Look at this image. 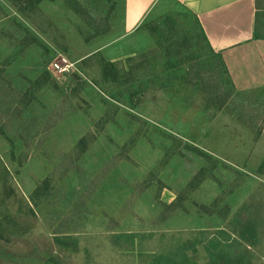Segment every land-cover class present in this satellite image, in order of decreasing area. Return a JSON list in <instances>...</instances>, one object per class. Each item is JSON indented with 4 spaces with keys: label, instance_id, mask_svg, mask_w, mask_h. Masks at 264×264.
I'll use <instances>...</instances> for the list:
<instances>
[{
    "label": "rangeland",
    "instance_id": "obj_1",
    "mask_svg": "<svg viewBox=\"0 0 264 264\" xmlns=\"http://www.w3.org/2000/svg\"><path fill=\"white\" fill-rule=\"evenodd\" d=\"M123 13L0 0V264H264V97L180 3Z\"/></svg>",
    "mask_w": 264,
    "mask_h": 264
},
{
    "label": "crops",
    "instance_id": "obj_2",
    "mask_svg": "<svg viewBox=\"0 0 264 264\" xmlns=\"http://www.w3.org/2000/svg\"><path fill=\"white\" fill-rule=\"evenodd\" d=\"M197 16L206 41L219 54L236 93L264 97L263 0H174ZM164 0H124L122 29L134 32ZM253 98H258L253 96Z\"/></svg>",
    "mask_w": 264,
    "mask_h": 264
},
{
    "label": "trees",
    "instance_id": "obj_3",
    "mask_svg": "<svg viewBox=\"0 0 264 264\" xmlns=\"http://www.w3.org/2000/svg\"><path fill=\"white\" fill-rule=\"evenodd\" d=\"M191 14H193V13H191ZM194 16H195L196 22L198 23V27L200 29V32H201V34L203 35V37H204V39L206 41V37H205L204 32L202 30V27H201V25H200V23L198 21V18H197L196 15H194ZM164 20H168V18L165 16V17H163L162 21L164 22ZM157 28H158V26H157ZM159 29H160V27H159ZM162 36L163 35H161V37ZM163 38H165L167 40L169 37L167 36V37H163ZM159 41L162 44L161 39H159ZM206 43L209 46V44H208L207 41H206ZM144 53L145 52L139 54V57L138 58H137V56L136 57L135 56L128 57L127 60L128 61H131V67L129 69H127L125 66L119 67L118 65H119L120 62H115V61L103 59L102 60V63H103V71H104V73L106 75L112 74L113 80L117 81V83L124 84V85L128 84V86H129L128 91L129 92H133V93L141 92L143 89H140L138 87H135V84H133V83L131 85V83H128V80H129V77L132 75V73L134 71L136 72V70L144 68V64H143V62H144V59L143 58H144V55H145ZM167 55H169L168 52H167ZM136 58H137V61L138 62L133 63L134 60H136ZM130 71H131V73H130ZM129 74H130V76H128Z\"/></svg>",
    "mask_w": 264,
    "mask_h": 264
},
{
    "label": "built area",
    "instance_id": "obj_4",
    "mask_svg": "<svg viewBox=\"0 0 264 264\" xmlns=\"http://www.w3.org/2000/svg\"><path fill=\"white\" fill-rule=\"evenodd\" d=\"M52 67L54 70H59V71H64L67 69V67H65L64 65H62L60 62H53L52 63Z\"/></svg>",
    "mask_w": 264,
    "mask_h": 264
}]
</instances>
